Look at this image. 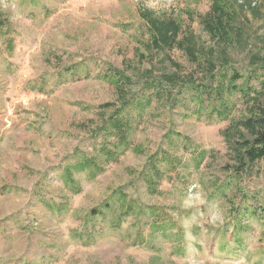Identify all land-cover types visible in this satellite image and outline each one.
I'll use <instances>...</instances> for the list:
<instances>
[{
  "label": "rangeland",
  "instance_id": "374dc122",
  "mask_svg": "<svg viewBox=\"0 0 264 264\" xmlns=\"http://www.w3.org/2000/svg\"><path fill=\"white\" fill-rule=\"evenodd\" d=\"M214 1L243 35L227 46V77L212 82L205 64L154 48L143 14L177 19L219 61L224 44L203 22L213 0H0V264H264V160L234 174L221 135L229 121L211 106L194 115L189 92L166 85L176 100L155 95L175 61L192 86L228 87L237 72L241 87L251 77L249 98L224 94L229 118L246 114L251 98L264 104L262 63L252 65L264 58V0ZM125 101L151 105L133 108L131 149L106 161L96 137L114 112L129 111ZM157 150L183 164L152 192L143 174ZM197 152L205 158L196 169ZM87 156L104 170L74 171L75 195L61 171ZM156 210L167 226L152 227Z\"/></svg>",
  "mask_w": 264,
  "mask_h": 264
},
{
  "label": "trees",
  "instance_id": "16d2710c",
  "mask_svg": "<svg viewBox=\"0 0 264 264\" xmlns=\"http://www.w3.org/2000/svg\"><path fill=\"white\" fill-rule=\"evenodd\" d=\"M0 16V26H3V22ZM143 18L146 21L149 30L150 37L152 39L153 47L159 51L169 52L178 51L184 53L187 57L189 63L193 65L201 66L205 64L204 72L206 73V78L212 80V82L218 81V78H226L227 64H228V45H231L235 40L240 41L243 35L241 29L236 26L235 16L226 11L219 2L213 0V4L210 10L206 13L203 22L206 31L212 36L213 39H217L220 43L224 44L223 49L220 52V58L217 61L215 57V49H210L206 51L199 46L196 37L190 33L188 35L184 34V27L180 21L174 18L164 19L159 16H155L151 12H146L143 14ZM223 61V64L219 63ZM172 65L178 69L169 75H164L163 80L158 88L155 89V95L165 94V97L176 100V96L171 94V90H177L179 94H185L189 92L192 99L195 100L200 108L193 112L194 115H200L203 111L210 109V115H216L220 117L221 120L229 121L228 125L221 131V135L227 144L228 149L233 154L234 169L238 176H246L250 171L251 167L257 162L264 160V104L258 99L251 98V107L246 114H243L239 119L229 118V106L224 97L225 93L241 92L243 97L249 98L250 90L254 88L249 86V80L251 77H247V81L244 86H236V82L241 79V75L234 72L232 78H230L228 87L223 83L217 88L213 86H207L205 83L194 84V86L187 84L183 81L181 77L182 66L175 61H171ZM262 63V68L264 70V58L259 55H255L252 60V65H257ZM257 68V66L255 67ZM220 69L221 72L220 73ZM256 70V69H255ZM256 75V73H255ZM218 77V78H217ZM261 91L259 94L264 93V75L261 76ZM169 86L171 90L165 89V86ZM255 91V90H254ZM206 95L207 101L202 97ZM218 96V98H217ZM123 101L126 99L121 95ZM208 102V105H206ZM125 108L129 111L126 113L121 110L114 112L109 118V121L105 126V132L99 133L102 137H96L99 148L95 150V153L103 155L106 161L119 160L124 156L131 148L130 134L132 131L130 113L133 108L137 110L144 109L145 106H150L151 102L137 101V105L130 104L129 101L124 102ZM132 106V107H129ZM102 131V129L100 130ZM99 131V132H100ZM168 142H172V137L170 134L167 136ZM139 153L143 152V149L139 146L135 149ZM170 153V151H155L152 152L148 161L147 173H144L145 183L149 185V189L152 192L158 191V186H160L161 181L168 180L166 174L173 173L179 176L178 167L181 166L182 159L177 155ZM94 155V153H93ZM205 158L204 152H197L193 156L195 167L199 168ZM163 162V166L159 167V161ZM98 171L101 172V164L96 160L95 157L87 156L82 157L80 160L74 164L69 165L61 171L60 179L63 182L66 189L72 191L75 195L82 192L79 180L75 178L74 171ZM164 170V172H163ZM168 171V172H167ZM180 177V176H179ZM178 177V178H179ZM169 181V180H168ZM170 183V181L168 182ZM238 212V210L236 211ZM235 212V213H236ZM234 213V214H235ZM92 214H100L98 210H93ZM163 211H155V217L152 227L162 228L167 226L165 220H160L163 217ZM96 217H91V221H96ZM236 226H241V220L235 219ZM237 227V230H239ZM237 237V241L234 237ZM233 236L235 242H241L242 238L237 235ZM37 257L34 258V261ZM36 264V263H34Z\"/></svg>",
  "mask_w": 264,
  "mask_h": 264
}]
</instances>
